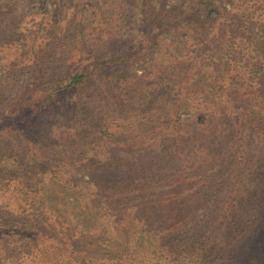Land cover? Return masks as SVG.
<instances>
[{
	"label": "trees",
	"instance_id": "trees-1",
	"mask_svg": "<svg viewBox=\"0 0 264 264\" xmlns=\"http://www.w3.org/2000/svg\"><path fill=\"white\" fill-rule=\"evenodd\" d=\"M32 1L0 0V21L32 13ZM153 13L130 35L148 34L147 49L96 52L77 14L66 71L45 79L39 68L13 86L0 71V190H32L25 199L54 200L53 212L78 207L56 215L74 227L111 220L164 253H194L208 246L210 215L238 211L242 172L262 169L264 0H165Z\"/></svg>",
	"mask_w": 264,
	"mask_h": 264
},
{
	"label": "rangeland",
	"instance_id": "rangeland-1",
	"mask_svg": "<svg viewBox=\"0 0 264 264\" xmlns=\"http://www.w3.org/2000/svg\"><path fill=\"white\" fill-rule=\"evenodd\" d=\"M43 1L45 7L40 0H33L30 3L32 13L24 17L0 21L3 41L0 47L3 53L0 71L11 81L8 85L22 84L19 82L21 79L37 75L39 68L46 71L43 74L45 79L51 78L53 69L57 72L62 70V73L66 71L70 63L66 47L70 35L77 29L76 20L72 21L77 14L89 27L87 39L96 52L107 47L114 51L124 41H129L133 53L147 49L151 42L148 34L136 40L130 35L139 27L145 31L151 28L149 17L154 15L155 6L165 0H153L152 3L151 0ZM173 1L169 0L170 3ZM151 4L153 8H150ZM23 36L28 37L30 46L33 41V48L27 44L24 46L26 42L22 41ZM177 37L179 39L180 35ZM52 39L54 44L51 46ZM26 65L31 66L24 69ZM81 96L86 97V94ZM189 116L182 114L183 119ZM44 120L45 138L42 141L47 145L49 113ZM68 124L73 131L79 122L70 120ZM260 148L264 149L262 138L258 140L257 149ZM115 156L112 153L109 158L113 165L116 164ZM61 167L63 172H76L73 168ZM248 173L252 172H242L243 202L237 204V212H232V220L217 221L211 219L210 215L204 229L199 227L204 232L209 231L208 246L194 253H164V248L157 241H151L148 237L130 238L125 235L123 227L115 226L111 220H100L94 224L84 220L74 227L70 221L60 220L56 215L66 213L70 217L75 215L78 207L53 212V209H57L56 201L38 199L29 202L25 194L29 195L32 190H23L11 184L0 190V264H264V223L261 228L264 215V159L262 169L255 167L253 174ZM88 178L89 175H86L85 180ZM78 191L85 194L82 190ZM210 211L213 212L214 207ZM175 245L178 246L176 242ZM148 246L150 248L147 250Z\"/></svg>",
	"mask_w": 264,
	"mask_h": 264
}]
</instances>
